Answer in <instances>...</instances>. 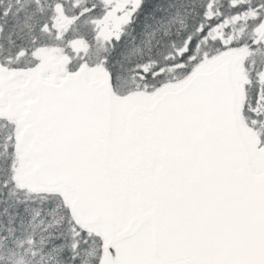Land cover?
Here are the masks:
<instances>
[{
	"label": "snow or ice",
	"instance_id": "snow-or-ice-1",
	"mask_svg": "<svg viewBox=\"0 0 264 264\" xmlns=\"http://www.w3.org/2000/svg\"><path fill=\"white\" fill-rule=\"evenodd\" d=\"M0 264H264V0H0Z\"/></svg>",
	"mask_w": 264,
	"mask_h": 264
}]
</instances>
